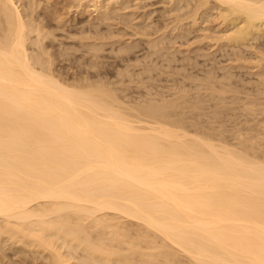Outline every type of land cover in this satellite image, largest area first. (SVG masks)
<instances>
[{
	"label": "bare ground",
	"instance_id": "1",
	"mask_svg": "<svg viewBox=\"0 0 264 264\" xmlns=\"http://www.w3.org/2000/svg\"><path fill=\"white\" fill-rule=\"evenodd\" d=\"M58 1L0 0V257H5L1 245L2 238H6L10 244L23 248V252L28 251L25 253L41 255V259H44L42 261L46 262L44 264H181L177 261L178 257L175 258L176 254L185 257L189 264H264V162H257L256 157L255 161L250 159L258 149H264V124L257 122L255 117L258 115L251 119L248 117L260 114L256 110L264 111V40H261L264 39V0H167L166 4L168 1L170 3V6L167 5V12L172 14L170 16L164 12L165 7L161 10L162 15L166 13L165 18L160 14L165 21L168 16L173 19L178 11L187 10L184 15L191 18L187 19L191 24L186 20L183 22L191 26L180 22L182 25L177 27L178 36L181 40L185 34L192 32L187 27L196 25L193 29L200 33L198 37L201 38L196 41V49L201 51L199 45L206 41L210 46L209 50L214 47L216 51L224 54V57L221 55L218 58H223L219 60H225L227 65L219 68L222 71L220 76L223 77L218 80L223 82L222 80L232 77L236 78L233 82L240 81L244 74L254 78V83L251 80L254 84L251 85L254 96H247L250 95L249 84L246 86L242 81V84L237 83L235 86L245 85L246 87H242L246 90L249 88V92L240 89L246 93L243 98L244 94L241 96V91L239 92L240 87H233L232 80L230 83L233 88L228 83H219L217 87L220 90L216 91L219 93L215 94L216 103L218 97V102L222 101V104L223 101L227 102L225 94H231L227 98L233 104L240 102L241 96L244 101L239 104L249 114L244 112L248 120L241 119L244 120L242 123L255 119V125L261 124L257 127L254 125L257 128L255 131L251 129L254 123L242 124L243 128H249V132H255L254 136L251 132V137L243 135H249L248 131L242 133L244 137L239 133L241 136L236 138L238 146L244 148L242 150L245 154H242L243 151L237 152L236 148L214 144L208 139L180 131L183 125L179 126L182 127L180 130L175 129L178 128L176 119L172 122L176 124L173 129L172 124L166 122H169L167 118L172 121L174 116H169L172 113L177 114L175 118L181 119L180 110L174 106L177 105L175 101L174 104H169V101L160 105L150 101L151 104L147 102L148 104L144 103L136 109L133 106L134 114H143L136 116L145 115L146 118L160 120L158 123L138 116V121L134 122L128 120L131 113L124 112L125 108L122 107L121 110L118 104L119 108L116 106L117 93L111 91L104 81L100 83L97 80L99 83L94 84L85 82L84 86H74L72 82L67 85L59 81L58 75L54 76L51 68L53 60L50 57L53 53L50 54L48 50L54 43L57 45V30H61L59 32L63 35L67 24L71 20H77L71 16L73 18L64 25L65 19L75 12L82 17L87 14L85 19L78 20L73 34L87 33L85 36L90 34L96 39L107 35L104 39L107 43L112 40L110 37L106 41L108 35H112L110 31L117 29L113 25L116 20L122 21L118 22L119 27L120 24L126 25L133 21V13L131 15L125 10L128 11L130 2L133 4L139 0H61L60 7L63 12L54 14L59 9H55L57 12L51 9L52 17L57 15L51 19L49 9L56 8ZM137 6L138 4L136 8ZM174 11L177 12L173 15ZM131 12L136 15V11ZM143 14L145 16L146 12ZM138 18L140 17L137 16ZM210 19L212 30L208 27L211 25L205 27V23L210 24ZM166 23L165 27H168L169 22L167 25ZM63 25L65 27L62 30ZM143 25L146 27V24ZM130 26L126 29L129 30ZM173 26L174 24L171 32L168 30L170 27L166 28L169 34L162 30L161 32L168 35L176 33ZM153 27L154 25L152 29ZM140 28L144 29L143 26ZM116 31L114 32L117 33ZM134 31L130 32L134 34ZM150 31L147 33H152L155 37L156 34ZM135 32L133 36L141 31ZM70 35L72 34L66 35L67 38L76 36ZM147 35L142 36L148 38ZM159 35L156 39L158 41L159 37L163 38L160 42L168 43L172 39H178L173 33L171 40V36L167 39L166 34L162 38ZM121 37L119 40L122 42ZM129 37L127 39L130 40ZM84 39L89 37L81 36L77 38V43H82ZM154 40L151 41L156 45ZM173 41L172 44L176 40ZM128 42L127 46L130 45ZM165 42L161 44H166ZM70 43L74 42L69 41ZM171 43L169 44L172 45ZM69 44L68 46L71 45ZM122 44L121 50L124 49ZM81 45L88 46L86 48H90L89 51L104 50L102 46L100 50L102 43L97 44V41L96 44H80V51H83ZM68 46L65 49L67 51ZM78 46L74 49H79ZM112 46L113 43L110 48ZM62 47L56 50L58 54ZM128 47H125L126 50ZM116 50L118 51L117 47ZM200 51L196 54H202ZM84 52L87 55V51ZM205 52L203 54L206 59ZM210 54L211 52L208 54L209 58L215 59L216 56L210 57ZM92 55L95 56V53L92 52ZM233 70L240 74L243 72L239 79L235 77L237 73ZM213 72L215 74L216 71ZM247 81L249 80L246 79ZM197 85L201 86L198 83ZM203 87H200L201 90L207 89H202ZM211 89L216 90L213 87ZM210 92L213 102L215 91ZM238 92L239 97L236 95ZM210 96L207 98L212 103ZM201 100L203 99L196 101L202 104L205 100L202 103L199 102ZM216 103L214 102L215 105ZM233 104L230 108H233ZM224 107L221 106L222 112L218 110L219 107L216 108L219 113H225V110L231 113L237 111L234 108L227 111L229 107ZM217 111L216 116L219 114ZM262 116L264 114L259 115V119ZM261 119L260 122L264 121V117ZM179 120L176 121L178 125ZM248 124L250 127L246 126ZM234 134L238 135L237 132ZM221 135L223 134H220L222 140ZM236 139L234 138L233 143H236ZM234 146L237 147L235 144ZM255 154L258 156V153ZM261 155L264 154L259 156ZM124 222L142 226V229H138L139 233L136 232L135 238H130L125 228L120 226ZM76 256L78 258H74ZM0 264L6 263L0 258Z\"/></svg>",
	"mask_w": 264,
	"mask_h": 264
},
{
	"label": "rangeland",
	"instance_id": "2",
	"mask_svg": "<svg viewBox=\"0 0 264 264\" xmlns=\"http://www.w3.org/2000/svg\"><path fill=\"white\" fill-rule=\"evenodd\" d=\"M58 1V0H57ZM60 1L61 0H59L58 1V6H56L55 5V7L56 8H50L49 9V12H48V14H49V17L52 19V18H54V17H56L55 15H54V17H52L53 15H52V13L51 12H53L52 10H55V9H59V11H58V13H54V14H61V12H63L62 10H61V5H60ZM136 1V0H135ZM134 1V2H135ZM160 1H162V2H160ZM143 2V3H142ZM166 2H167V0L165 1V0H139V1H136L135 3H133V1H132V3L133 4H131V2L129 3V7H128V11H127V9L125 10V12H129V13H131V15H132V13H133V16H131L132 18H131V20H133V21H131V22H134V20H137L136 22H134V24H132L133 26L137 23V25H142L143 27H144V29L143 30H140V29H142V28H140V27H142V26H138L137 27V25H135L134 27H136V29L137 30H135V28L134 27H131L132 25H131V22L130 23H128V24H126V25H124V24H120V26L121 27H119V23L121 22L122 23V21L120 20H114L115 21V24H113V25H115V27L117 28V29H113V28H115L114 26H112L113 28V31L111 30L110 32H111V36H109L108 35V39H106V41L107 40H109V39H111L112 38V40H109V42L107 41V43L106 42H104L105 40V38L107 37V35H105L102 39H100V38H95V37H93L92 35H90L89 34V36H85V34H87V33H84V35L83 34H80V35H78V34H73L74 32H73V30H75V26H77L76 25V23L78 22V20L80 21V19L81 20H83V18L85 19V17H87L86 15L87 14H84L83 15V17L81 16V14H77L76 12L74 13V11H72L74 14H68L69 16L67 17V16H64L66 19H65V22L66 21H68L69 19L71 20L73 17V19H75L76 20V18H77V20L76 21H68L69 23L67 24V22L65 23V22H63V23H65L64 25H66L67 24V26H68V28H67V26L65 27L64 25H63V27H61V29L63 30L64 29V27H65V32H63V35H62V33H60L59 31H61V30H57L58 31V35L59 36H57V34H56V30L54 31V33H55V35L57 36V37H59L60 38V36H61V38L59 39L58 38V41H57V45L55 44V46H54V44L52 45V48H50L49 47V50H48V52L50 53V54H52L51 55V57H50V60L52 61L53 60V62H51L52 63V65H51V68H52V70H53V74H54V76H56V75H58V77L57 78H59L58 80L59 81H61L62 83H64V84H67V85H71V82H72V85L74 84V86L76 85V86H84V85H86V84H94L95 82H98V81H100V83H103V81H104V84L105 83H107L106 85H109L110 86V90L111 91H113L115 94V96L117 97V100H116V102H118V103H116V106H117V104H118V106L120 105V109L121 110H123L124 108H125V110H123L124 112H126V113H131V115H132V117H131V115H129V117H127V114H126V117L127 118H129L128 120H130V121H134V122H136V120L138 121V116H139V118H144V120L145 119H147L146 118V116L144 115V117H140V115L142 116L143 114L142 113H140V115H138V116H136L137 114H139V113H135L134 114V110H133V108L135 107V109H136V107H139L140 105L142 106V105H144V103H147V102H152V104L154 103V102H157V103H154V104H157V105H160V104H164L165 102L167 103V102H169V101H171V102H169V104L171 103V104H174V102L173 101H175V103H177V105H175L174 104V106L177 108V109H179L180 111H179V113L181 114L180 116H179V118H181L180 120L178 119V118H175V116L177 115H169V116H171V117H173L172 118V121H171V119H169V118H167L168 120H169V122H166L167 121V119H166V123L168 124H172V128L173 127H175L174 125H176V124H173L174 122H173V120L175 121V119H176V121H182L184 124H182V122L180 123L179 122V124L180 125H178V122H176L175 121V123H177V125L176 126H178V128L177 127H175V129H177V130H180V128H182V127H179V126H181V125H183L184 127L182 128V130H180V131H183V132H189V133H191V134H194V135H196V136H198V137H200V138H204V139H208V141H211L212 143H214V144H218V145H221V146H225V147H229V148H231V149H234V148H236V149H238V150H240V151H238V150H236L237 152H241L242 153V151L244 150V148L243 147H241L240 148V146H238V142H237V136H241L242 135V133L243 132H246L247 133V131L249 132L250 130H249V128H243V125H245V124H247V123H249L250 125L251 124H253V125H251L252 127H251V129L253 130V131H255V129H257L256 127L258 126V124L259 123H261V124H264V123H262V122H264V121H259L262 117H264V116H262L260 119H259V115L261 116L262 114H264V113H262V112H264V111H261V110H256V112L257 111H259V113L260 114H255V115H249L246 111H244V110H242L243 109V107L240 105L241 103H243V102H241V101H244L243 100V98H245L246 97V93L244 92V90L245 91H247L249 88V90H250V92H252V93H250L249 92V90L247 91V92H249L248 94H250V95H247V96H251L252 94H254L253 93V85L254 84H252V82L254 81V80H252V79H254L252 76H247V74H244V75H242V73L243 72H241V74L237 71V72H235L234 70H233V72H235V74H233V77H234V75H235V77H237V79H239L240 77H241V75H242V80H241V78H240V81H238V80H235L234 82H233V80L234 79H236V78H232V77H229L227 80H225L224 78V80H222L223 82H225V84H229L230 86H231V83H234V86L233 87H237V88H239V92L241 91V93H240V95L242 96L243 94H244V96H240V99H242V100H240V102L238 101V103L237 104H233L232 102H230L231 100H229V102H230V106H231V104H233L232 106H233V108H234V106H236V105H239L238 107L236 106L234 109H237V111L236 110H234L235 112H236V114H234L235 112L234 111H232V113L231 112H226V110H225V113H224V111H223V113H221L222 111V109H221V106L222 107H226L227 106V108L229 107V109H227V111H231V109L233 110V108H230V106H229V102H228V98L227 97H230L231 96V94L230 95H228L227 94V96H226V94H225V98H226V100H227V102H228V104L226 105V103L227 102H225V101H223V104L219 101L218 102V100H220L218 97H217V103H216V100H215V97H216V95L215 94H217L218 95V93H216V91L218 90H220V89H218V87H219V83L221 84V83H223V82H221L220 80L222 79V77L223 76H220L221 74H222V71L221 70H219V68H221V67H224V66H226L227 65V62L225 61V60H219V59H223V58H218V57H224V54L221 52H219L218 50V52L219 53H217V51H216V49H214V47H211V49L209 50L208 48H210V46H209V44L206 42V41H203L204 43H202V44H200L199 46H200V49H201V51L200 50H197L196 49V46H198V45H195V44H197L196 43V41H198V40H201V38L200 37H198L199 36V32L196 30V29H193V28H196L195 26H192V27H187V29H191V30H189V31H192V32H188V33H190V35L188 34H185L184 35V37H181V40H180V37L178 36V28L177 27H179V25H182L180 22H183V21H187L188 22V20L187 19H191V18H188V16L187 15H184L185 13L184 12H187V10H182V11H176L178 14V17H176L177 15L175 14L176 12L174 11L173 12V19H171V15L170 14H172V13H168L167 12V10H168V8H169V6H170V3H169V1H168V4H166ZM130 4H131V6H130ZM138 4V6H137V8H136V5ZM164 4V5H163ZM191 4H193V3H191ZM167 5H169V6H166ZM59 7V8H58ZM130 7H132V8H130ZM139 7V8H138ZM143 7V8H142ZM166 8V11L165 10H163V9H165ZM130 8V9H129ZM152 8V9H151ZM163 8V9H162ZM52 9V10H51ZM134 9V10H133ZM57 10H55L56 12H57ZM161 10H163L164 12H166V13H168L170 16H168V14L166 15V18H167V16L169 17V18H167V20H165V21H163V17L165 16L164 14H166V13H164L163 15L161 14V13H163V11L161 12ZM61 11V12H60ZM131 11H136V15H134L135 14V12H131ZM154 11V12H153ZM158 11H160L159 12V14H158ZM146 12V14H148V12H149V14H150V12H151V14L149 15H147L148 16V18H147V16H146V14H145V16H144V14L143 13H145ZM183 12V13H182ZM51 13V14H50ZM71 13V12H70ZM77 14V15H76ZM163 16H161V15ZM182 16H181V15ZM51 15V16H50ZM93 15V14H92ZM142 15V16H141ZM160 17H159V16ZM63 16V15H62ZM71 16H73V17H71ZM81 16V17H80ZM136 16V17H135ZM137 16L138 17H142L141 19H143L142 21H141V19L140 18H138L137 19ZM179 16H181V17H179ZM144 17H146L148 20H149V18H150V20L149 21H152V22H149V21H147V19L146 18H144ZM161 17H162V19H161ZM178 18L177 20H176V18ZM182 17H184V19L182 18ZM187 17V18H186ZM49 18V19H50ZM63 18V17H62ZM79 18V19H78ZM165 18V17H164ZM179 18H181V19H179ZM195 18H196V16H195ZM145 19H146V21H145ZM183 19V20H182ZM140 20V21H139ZM52 22V24H55V21L54 20H51ZM53 21H54V23H53ZM170 21H173V23L171 22L170 23ZM178 21V22H177ZM74 22V23H73ZM119 22V23H118ZM143 22V23H142ZM146 22V23H145ZM148 22V23H147ZM167 22V23H166ZM168 22H169V26L168 27H170V28H168L167 26L165 27V23H166V25L168 24ZM175 22V23H174ZM176 22H177V24H176ZM71 23H73V24H71ZM114 23V22H113ZM152 23V24H151ZM155 23V24H154ZM163 23H164V27H165V29H164V27H163ZM188 23H190V21L188 22ZM143 24H146V27H145V25H143ZM148 24H150V25H154V27L156 28V31H154V27H153V29H152V26H147ZM170 24H171V26L174 24V26L172 27V28H174L175 27V29H173V31H175L176 33H174V32H172L173 33V35L176 37H178V39H179V41H177L178 39H172L174 36H172V33H171V35H168L169 33V31H170V29H171V26H170ZM176 24V25H175ZM183 24H185V25H187V26H189L188 24H186V23H184L183 22ZM206 24V26L205 27H207V25H211L212 24V21H211V19H210V24H209V22L208 23H205ZM70 25V26H69ZM73 25V26H72ZM122 25H123V27H122ZM131 25V26H130ZM156 25V26H155ZM184 25V26H185ZM71 26H72V28H71ZM126 26V27H125ZM130 26V28H129V30H127L128 28L127 27H129ZM160 26V27H159ZM191 26V25H190ZM202 26V25H201ZM203 26H204V24H203ZM202 26V27H203ZM119 27V28H118ZM125 27V28H124ZM150 27V28H149ZM158 27V28H157ZM163 27V29H161ZM186 27V26H185ZM209 27V29L212 27V25L211 26H208ZM66 28H67V30H66ZM123 29L122 30V32L121 33H119V30L121 31V29ZM127 28V29H126ZM134 28V30L135 31H141V32H138L135 36H133L136 32L134 31V30H130V29H133ZM138 28H139V30H138ZM149 28V29H148ZM166 28H168V30L166 31ZM177 28V29H176ZM147 29V30H146ZM157 29H160L159 31L157 30ZM116 30H118V32L116 31ZM145 30V31H144ZM149 30H151L150 32H153V33H155L156 35L158 34H160L161 35V38H162V35L164 34H166L167 35V39H169L170 37L169 36H171V38L169 39V40H171L172 39V41H169L168 43H166L165 41V43L166 44H161V43H164V42H160L161 40L163 41V38L162 39H160V37H159V40L157 41V37H158V35L156 36L155 35V37L152 35V33H147V32H149ZM153 30V31H152ZM161 30L162 31H164V32H167V33H164V32H161ZM172 30V29H171ZM211 30H212V28H211ZM114 31H116L117 33H115ZM127 31V32H126ZM130 31H134V34L132 33V32H130ZM62 32V31H61ZM67 32V33H66ZM126 32V33H125ZM130 32V33H129ZM149 34V36L146 34ZM159 32V33H158ZM171 32V31H170ZM198 34H197V33ZM64 33H65V35H64ZM72 34V35H76V36H72V35H70V36H72V38H67V36H69V34ZM120 34V35H117V34ZM124 33L126 34V35H124ZM129 34V36L131 35V37H129L128 36V34ZM140 33H141V35H140ZM144 35H147L148 36V38H144V37H146V36H142L143 34ZM162 33V34H161ZM114 34H116L115 35V37H114ZM124 35L123 37H121V35ZM133 34V35H132ZM67 35V36H66ZM78 35V36H77ZM88 35V34H87ZM151 35L153 36V38H151ZM159 35V36H160ZM166 35L165 36H163V37H166ZM81 36H83V37H89V39H84V41H82V43H84V44H96V41H97V44H100V43H102V45H100V50H102V48H101V46L103 47V49L104 50H102V51H100V52H98V51H96L97 52V54H96V52H94L93 50H90L89 51V49L90 48H86V47H88V46H86V45H81L82 47H81V50H83V51H80V44H82L81 42L80 43H77L78 42V40H77V38H79V37H81ZM113 36V37H112ZM62 37H66L65 39H67V40H65L64 38H62ZM91 37H93V38H91ZM111 37V38H110ZM119 37H121V38H123L122 39V42L120 41L121 39L119 38ZM130 38V40L129 39H127V38ZM140 37V38H139ZM185 37H188L187 39H185ZM73 38H75L76 40H74ZM91 38V39H90ZM114 38H116V40L114 39ZM124 38H126V39H124ZM133 38V39H132ZM142 38V39H141ZM151 38V39H150ZM182 38H183V41H182ZM198 38H200V39H198ZM70 39V40H69ZM71 39H73V40H71ZM96 39V40H95ZM113 39L116 41V42H114L113 41ZM120 39V40H119ZM138 39V40H137ZM147 39H150V40H147ZM155 39V40H154ZM167 39H165V40H167ZM59 40L61 41L60 43H59ZM65 40V41H64ZM87 40V41H86ZM94 40V41H93ZM126 41V40H128V41H126V43L128 42V44H130V45H128V46H132L131 45V43L133 42L134 43V46H132L133 47V49H132V47H128L127 46V44L125 43V44H122L124 41ZM145 40H147L146 42L148 43V44H146V42H145ZM151 40H154L153 42H156L155 44L157 45H154V43H152V41ZM173 40H176L175 41V43H171V42H174ZM185 40V41H184ZM187 40V41H186ZM261 40H264V39H261ZM64 43H63V42ZM67 41V42H66ZM69 41L71 42H74L73 44L75 45V46H73V44L72 43H70L69 44ZM76 41V42H75ZM91 41V42H90ZM92 41H93V43H92ZM100 41V42H99ZM103 41V42H102ZM113 41V42H112ZM117 41H119V43L117 42ZM180 41H182L181 43H180ZM90 42V43H89ZM99 42V43H98ZM110 42H112L113 43V46L110 48V46L112 45V43H110ZM140 42V43H139ZM150 42L152 43V44H150ZM185 42V43H184ZM188 42V43H187ZM194 42V43H193ZM261 42V41H260ZM61 43H63V47H62V44ZM70 45V46H68V44ZM76 43H77V45H79L78 46V48L79 49H77V48H75L74 49V47H77V45H76ZM103 43H106V45L105 44H103ZM110 44V45H107V44ZM120 44L119 46V48H118V44ZM160 43V44H159ZM169 43H171L172 45H170ZM207 43V45L206 46H204L203 47V44L205 45ZM115 44V45H114ZM116 44H117V46H116ZM121 44L122 45H124V49H120L121 47L123 48V46H121ZM59 45H60V47H62L61 49H59V51H61L60 52V54H58L59 52L58 51H56V50H58V48H60L59 47ZM66 45V46H65ZM105 45V46H104ZM126 45V46H125ZM160 45V46H159ZM165 45V46H164ZM64 46L66 47V48H64ZM67 46H68V51L67 50H65V49H67ZM155 46V47H154ZM163 46V48H161ZM115 49H114V48ZM116 47H117V49H118V51L116 50ZM128 47L129 49H127L126 50V48ZM146 47L148 48V49H146ZM70 48V49H69ZM85 48L87 49V50H85ZM155 48V49H154ZM157 48V49H156ZM204 48V49H203ZM63 49V50H62ZM112 51H111V50ZM114 49V50H113ZM155 51H154V50ZM165 49V50H164ZM177 49V50H176ZM212 49H214V51H216L215 53H216V55H215V53H213L212 54V52H214V51H212ZM70 50H72V51H70ZM77 50H79V51H77ZM116 50V51H115ZM124 50V53L122 52ZM152 50V51H151ZM159 50V51H158ZM169 50V51H168ZM171 50V51H170ZM203 50H205V51H207V52H205V54L207 55L206 56V59H205V55L203 54L204 52H202ZM52 51V52H51ZM70 51V52H69ZM77 51V52H76ZM84 51H87V55H85V53L86 52H84ZM127 51H129V52H131V53H128V54H126L125 52H127ZM199 51H200V53H202V54H196L197 52L199 53ZM211 52V54H210V57L212 56V57H214V56H216L215 57V59H210L209 58V56H208V54ZM57 53V54H55V53ZM63 52V53H62ZM64 52H65V54H64ZM69 53V55H67L68 53ZM74 52V53H73ZM88 52H90V54L91 55H89V53ZM92 52H93V54L95 53V56H96V58H95V56H93L92 55ZM110 52V53H109ZM111 52H113V53H111ZM152 52V53H151ZM158 52V53H157ZM175 52V53H174ZM84 55H83V54ZM115 53V54H114ZM62 54L64 55V56H62ZM104 54V55H103ZM105 54H107V55H105ZM111 54V55H110ZM114 54V55H113ZM147 54V55H146ZM154 54H156V55H154ZM170 54H172V55H170ZM219 56H218V55ZM66 55H67V57H66ZM98 55V56H97ZM149 55V56H148ZM174 55V56H173ZM201 55H203L202 57H201ZM222 55V56H221ZM54 56V57H53ZM58 56V57H57ZM84 56V57H83ZM86 56H87V58H86ZM136 56V57H135ZM141 56H144V57H141ZM148 56V57H147ZM151 56H153V57H151ZM168 56V57H167ZM173 56V59L171 58ZM199 56L201 57V58H199ZM79 57V58H78ZM120 57V58H119ZM189 57V58H188ZM54 58V59H53ZM62 59V61H61V59ZM99 58H101V59H99ZM171 60H170V59ZM73 59V60H72ZM146 59V60H145ZM151 59V60H150ZM155 59V60H154ZM191 59V60H190ZM207 59H209V60H207ZM225 59H226V56H225ZM125 62H124V61ZM211 60V61H210ZM213 60V61H212ZM216 60H217V62H216ZM54 61H55V63H54ZM80 61V62H79ZM88 61V62H87ZM138 61V62H137ZM155 61H157V63H155ZM209 61V62H208ZM218 61H220V63L218 62ZM91 62V63H90ZM92 62H93V66H92ZM104 62V63H103ZM211 62H212V64H211ZM224 62V63H223ZM226 62V63H225ZM100 63V64H99ZM139 63V64H138ZM145 63V64H144ZM149 63H151V65L149 64ZM208 63H210V64H208ZM217 63V64H216ZM221 63H223V64H221ZM76 64V65H75ZM96 64V65H95ZM103 64V65H102ZM105 64V65H104ZM218 64H221V65H218ZM101 65V66H100ZM212 65H215V67L214 66H212ZM216 65H218V66H216ZM223 65V66H222ZM93 68H92V67ZM117 66V67H116ZM134 66V67H133ZM136 66V67H135ZM210 66H211V69H210ZM99 67V68H98ZM133 67V68H132ZM141 67V68H140ZM145 67V68H144ZM147 67V68H146ZM213 67V68H212ZM54 68V69H53ZM89 68V69H88ZM145 70H144V69ZM219 70H217V69ZM92 69V70H91ZM123 69V70H122ZM141 69V70H140ZM134 70V71H133ZM203 70H205V71H203ZM213 71H216L215 72V74H214V72ZM55 72V73H54ZM139 72V73H138ZM218 72H219V74H218ZM232 72V73H233ZM60 73V74H59ZM126 73V74H125ZM138 73V74H137ZM240 75H239V74ZM56 74V75H55ZM95 74H96V76H95ZM124 74V75H123ZM133 74V75H132ZM209 74H212L211 75V77H207ZM137 75V76H136ZM213 75H215V76H213ZM239 75V76H238ZM79 76V77H78ZM144 76V77H143ZM230 76H232V75H230ZM61 77V78H60ZM84 77V78H83ZM239 77V78H238ZM243 77H244V79L245 80H243ZM248 77V78H247ZM251 77V78H250ZM62 78H63V80H62ZM81 78V79H80ZM104 78V79H103ZM217 78V79H216ZM231 78V79H230ZM214 79H215V81H214ZM218 79H220V80H218ZM246 79L247 80H249V81H247L246 82ZM88 80V81H87ZM90 80V81H89ZM98 80V81H97ZM207 80V81H206ZM211 80V81H210ZM218 80V81H217ZM229 80V81H228ZM232 80V81H231ZM251 80H252V82H251ZM81 81V82H80ZM141 81V82H140ZM210 81V82H209ZM220 81V82H219ZM226 81H228V82H226ZM230 81H231V83H230ZM242 81H244L245 82V85L247 84H249L248 85V87L249 88H247V90H246V88H243V87H246L245 85L242 87L240 84H242L243 82ZM67 82V83H66ZM85 82H86V84H85ZM93 82V83H92ZM208 82V83H207ZM82 83V84H81ZM99 83V82H98ZM197 83L198 84H200L202 87H203V84L204 83H206V84H204V87L202 88V89H204L205 87H207V89L211 86V87H213V88H216V90L215 89H211V87H210V90H209V92L207 91V89L205 88L204 90H201V86H199V85H197ZM201 83H203V84H201ZM210 83H212L211 85H210ZM237 83H240L239 85V87H238V85L237 86H235V84H237ZM251 83V84H250ZM254 83V82H253ZM111 84V85H110ZM113 84V85H112ZM209 86H208V85ZM122 85V86H121ZM206 85V86H205ZM233 85V84H232ZM108 86V87H109ZM197 86H199V88H200V90H199V88L197 87ZM218 86V87H217ZM232 87V86H231ZM232 87V88H233ZM234 88V89H235ZM236 88V89H237ZM244 89L243 91L242 90H240V89ZM235 89V90H236ZM212 90H214L215 91V93H213V95H214V97H212V98H214V99H212V100H215V101H211V94H209V93H211L210 91H212ZM207 91V92H206ZM112 92V93H113ZM239 92H238V94H236V95H238V97H239ZM206 93V94H205ZM200 96V95H202V96H198V95ZM208 94V96L207 97H209L210 95V101L212 102V103H210L209 102V98H207L206 97V95ZM204 95V96H203ZM252 96H254V95H252ZM190 97V98H189ZM199 97V98H198ZM206 97V98H205ZM203 99V100H205V101H203V100H201V101H199V102H201L202 103V101H203V103L202 104H200V103H198L197 101H198V99L200 100V99ZM225 98H224V100H225ZM177 99V100H176ZM184 99H186V100H184ZM207 99V100H206ZM230 99V98H229ZM183 100V101H182ZM197 100V101H196ZM121 102V103H120ZM151 102H150V104H151ZM163 102V103H162ZM173 102V103H172ZM180 102V103H179ZM196 102L198 103V104H196ZM214 102L218 105H215L214 104ZM188 103V104H187ZM221 105H219V104ZM240 103V104H239ZM129 106H128V105ZM148 104V103H147ZM200 104V105H199ZM225 104V105H224ZM126 105V106H125ZM131 105V106H130ZM136 105V106H135ZM146 105V104H145ZM180 107H179V106ZM197 105V106H196ZM199 105V106H198ZM215 105V106H214ZM224 105V106H223ZM117 106V107H118ZM125 106V107H124ZM134 106V107H133ZM179 108H178V107ZM200 106H202V108L200 107ZM116 107V108H117ZM123 109H122V108ZM197 107V108H196ZM199 107H200V109H199ZM216 107H219L218 108V110L219 111H221L220 113L217 111V108ZM224 107V109H226ZM241 107V108H240ZM119 108V107H118ZM240 108V110H238ZM119 110V109H118ZM121 110H119V112H121ZM123 111L121 112L122 114H123ZM218 112L219 114H217V116H216V114H215V112ZM242 111H243V113H242ZM135 112H137V110H135ZM244 112H246V114L247 115H249L248 117H249V119H251V117H255L256 115H258L257 117H255V119H257L258 121L257 122H259V123H257L256 125H255V119H253V121H251V120H249V121H247V123H242L243 121H241V119H244L245 118V115L246 114H244ZM178 113V114H179ZM233 114V116L231 115V114ZM243 114V115H242ZM240 117H238V116ZM124 116H125V114H124ZM168 116V117H169ZM241 116H244L243 118L241 117ZM170 117V118H171ZM178 117V116H177ZM231 117V118H230ZM235 117V118H234ZM238 117V118H237ZM184 119V120H183ZM236 119H238V120H236ZM246 119L248 120V118H247V116H246V118H245V121H246ZM141 120H143V119H141ZM149 120H151V121H157L158 123H159V121L160 120H153V119H151V118H148L147 119V121H149ZM262 120V119H261ZM231 121V122H230ZM239 121V123H237ZM162 122V121H161ZM160 122V123H161ZM173 122V123H172ZM219 122V123H218ZM250 122H252V123H250ZM163 123V122H162ZM237 123V124H236ZM165 124V123H164ZM213 124V125H212ZM243 124V125H242ZM249 124L248 125H246V126H249ZM261 124H259V125H261ZM170 125H168V126H170ZM186 125V126H185ZM238 125H242V126H238ZM256 127H255V126ZM254 126V127H253ZM250 127V126H249ZM240 128H242L241 130H242V132H241V130H240ZM254 128V129H253ZM174 129V128H173ZM236 129H239L240 131L238 132V130H236ZM243 130H246V131H243ZM251 130V132H252V134H251V132H249L248 134L249 135H245L244 133H243V135L244 136H250L251 137V135H253L254 136V134H255V132L253 133V131ZM223 132V133H219V132ZM225 131V132H224ZM237 132V134L238 135H236V134H234L235 132ZM257 131V130H256ZM232 132H233V134H232ZM239 133H241V135H239ZM215 134V135H214ZM218 134V137L216 136ZM220 134H223V136H222V140H221V137H220ZM251 134V135H250ZM207 135V136H206ZM214 135V136H213ZM230 135H235L236 137H232V136H230ZM242 135V137H244ZM215 136H216V138H215ZM224 136H225V140H224ZM218 138H220V139H218ZM234 138L236 139V143H233V141H234ZM234 144L235 145H237V147H239V148H237L236 146H234ZM243 149V150H242ZM257 150V149H256ZM262 150H264V149H262ZM261 149H258L255 153H258V156H257V154H255L254 153V155H251V157H250V159H252V160H254L255 161V159H256V161L257 162H264V160H262V159H264V155H261V156H259L260 154H264V153H261V152H264V151H262ZM260 153V154H259ZM242 154H245V152L243 151V153ZM253 156V157H252ZM256 157V158H255ZM255 158V159H254ZM260 158V159H259ZM135 224V225H134ZM140 225V224H139ZM137 223H131V222H124V223H121V227L123 226L124 228H125V232L126 233H128L127 235H129L130 236V238L132 237H136V232H138L139 230L138 229H142V226L140 225L139 226ZM88 230H90L91 231V229H88ZM139 233V232H138ZM94 235V234H93ZM3 239V243H2V245H1V248H2V253H3V256H5V257H0L1 259H2V261L3 262H5L6 264H42L43 262L44 263H46L45 261H42V260H44V259H41L42 257H40L41 255H33L32 253H25V252H28L27 250L25 251V252H23V250H21V249H23V248H21L20 246H16L17 244H15V245H12V244H10V241H8L6 238H2ZM155 240V239H154ZM156 242L157 241H159L158 239H156L155 240ZM77 251V250H76ZM25 253V254H24ZM78 253H80V252H78ZM77 253V254H78ZM74 254L76 255V253L74 252ZM2 255V254H1ZM75 255H73V256H75ZM79 256V255H78ZM177 257H178V259H177ZM74 258H78L77 256L76 257H74ZM175 258L177 259V261H180L179 263H181V264H189L188 262H186V258L185 257H183V256H181V255H179V254H176V256H175ZM77 260V259H76ZM75 259L73 260L72 259V261H76ZM160 262H162V261H160ZM43 263V264H44ZM163 263V262H162ZM167 262H165V264H166ZM168 264V263H167Z\"/></svg>",
	"mask_w": 264,
	"mask_h": 264
}]
</instances>
